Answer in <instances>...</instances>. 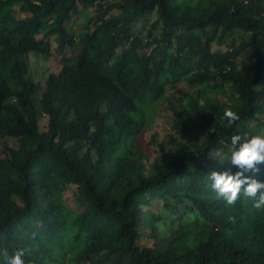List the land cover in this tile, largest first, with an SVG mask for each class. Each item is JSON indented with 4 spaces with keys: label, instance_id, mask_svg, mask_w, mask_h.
I'll use <instances>...</instances> for the list:
<instances>
[{
    "label": "trees",
    "instance_id": "1",
    "mask_svg": "<svg viewBox=\"0 0 264 264\" xmlns=\"http://www.w3.org/2000/svg\"><path fill=\"white\" fill-rule=\"evenodd\" d=\"M184 1L0 0V264L18 249L25 264H264V207L227 204L208 178L264 182V163L229 159L233 135L264 130V0ZM93 7L76 34L72 16ZM51 39L77 50L43 85L30 57L50 58ZM164 97L172 132L153 154L135 141Z\"/></svg>",
    "mask_w": 264,
    "mask_h": 264
},
{
    "label": "rangeland",
    "instance_id": "2",
    "mask_svg": "<svg viewBox=\"0 0 264 264\" xmlns=\"http://www.w3.org/2000/svg\"><path fill=\"white\" fill-rule=\"evenodd\" d=\"M184 2H188L185 0ZM82 9V7H80ZM81 9L77 13L72 16V20L70 21V27L74 30L76 34H78L85 23V14L88 16L94 15L95 8H90L87 13L83 12ZM148 24L144 26L143 24H138L136 30L144 31L146 30ZM41 37L42 33L38 34ZM52 40V56L50 58H43L38 55L37 53H31V66L29 68V75L33 78L34 81H40L43 85L46 82L48 75L52 72H57L61 69L63 61L68 58L72 57L76 53V47H67L63 52H59L57 49L56 42ZM226 45H214V49H225ZM251 61V52L246 50L244 51L238 58L239 67H242L248 64ZM227 87V86H226ZM191 87L186 82H180L175 86H168L166 95L168 96H183L190 90ZM39 91L37 93V100L40 98ZM219 97H224L223 93H219ZM139 114V113H138ZM137 114V115H138ZM144 118L146 127L142 130L140 134V138H138L135 142L139 144L141 147H148L149 150L159 151L161 152L160 148L158 147V143L164 142L166 137L169 133L172 132V123H173V113L168 106V100L166 97L157 101V102H148L144 106ZM45 121L46 119L43 118ZM154 138V139H153ZM198 142H202V139L196 137ZM10 145H15V139H8L7 140ZM0 145L2 146V141H0ZM153 154L151 153L150 161L153 159ZM64 202L65 205L72 209V210H79L80 206L78 204L76 198V186L70 185L67 189L63 192ZM153 209V208H152ZM186 222L191 225L192 227L200 225L204 223L202 220H198L196 215L191 214L189 215ZM151 238H145L140 241L141 244H150ZM68 246V244H66Z\"/></svg>",
    "mask_w": 264,
    "mask_h": 264
},
{
    "label": "clouds",
    "instance_id": "3",
    "mask_svg": "<svg viewBox=\"0 0 264 264\" xmlns=\"http://www.w3.org/2000/svg\"><path fill=\"white\" fill-rule=\"evenodd\" d=\"M222 120L226 121L228 125L239 119V116L230 108H225ZM241 141L240 135H233L231 137V155L229 157L230 163L239 168L254 169L259 163H264V130L254 134L250 139ZM242 177L241 172L232 174L228 171H210L208 178L212 181V189L219 199H223L227 204H232L238 194H243L253 200V206L256 209L264 207V182L258 181L251 177ZM242 185H244L242 187ZM259 190V192H258ZM24 250L18 249L11 256H9L2 264H25Z\"/></svg>",
    "mask_w": 264,
    "mask_h": 264
}]
</instances>
